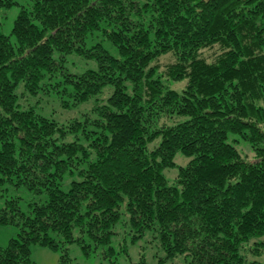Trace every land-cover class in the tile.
Here are the masks:
<instances>
[{"label":"trees","instance_id":"trees-1","mask_svg":"<svg viewBox=\"0 0 264 264\" xmlns=\"http://www.w3.org/2000/svg\"><path fill=\"white\" fill-rule=\"evenodd\" d=\"M15 6L0 0V192L44 200L0 211L19 228L0 264H35L32 245L90 256L118 226L153 233L157 264H264V0H29L8 36ZM73 55L96 68L70 70ZM54 99L93 106L66 125L39 111Z\"/></svg>","mask_w":264,"mask_h":264},{"label":"rangeland","instance_id":"rangeland-1","mask_svg":"<svg viewBox=\"0 0 264 264\" xmlns=\"http://www.w3.org/2000/svg\"><path fill=\"white\" fill-rule=\"evenodd\" d=\"M19 6L13 7L11 10L6 11V18L3 20L2 32L5 35L11 36L14 21L20 12L21 6H25L29 0H16ZM1 18L4 17L3 10H0ZM14 40V39H13ZM90 41L89 46L93 42ZM105 48L114 56H117V49L109 42L103 41ZM211 51H208L206 55H210ZM174 61V56L168 54L163 56L159 61V67L163 70V66L168 65ZM66 66L72 71H84L86 69H95L97 64L94 61L85 60L75 55L69 56L66 62ZM170 88L181 91L187 84V81L183 82H167ZM18 94H21V90H18ZM61 100H45L39 106V111L61 124H68L71 121L85 120L90 110L92 109V101L84 104H78L68 109H62ZM45 102V103H44ZM239 150L243 153H250V146L244 141L236 143ZM177 164L176 168L166 169L164 174L170 184H173L177 175L179 166H186L189 162L187 157L178 154L175 158ZM70 180L65 183L64 189H68ZM17 199L23 211L29 210V204L33 202H40L44 200V196L33 194L31 191L24 187H15L12 184H6L5 190L0 192V211L6 206L8 200ZM19 228L15 225H1L0 224V248L8 247L10 241L17 236ZM112 242L107 247L96 248L90 256L85 254L83 248L77 244H66L61 249H51L40 245H32L31 247V259L35 264H59L61 257L63 256V249L68 250V254L73 261V264H133L140 260H145L149 264H157L161 258L165 257V252L160 246V243L153 233H147L143 237L134 238L136 234L128 232L126 228L118 226L115 229ZM78 236V232L75 233ZM109 248L114 250L111 255H108ZM251 260H257L264 263V255L257 256L251 255ZM164 264H185L183 259L166 260Z\"/></svg>","mask_w":264,"mask_h":264}]
</instances>
